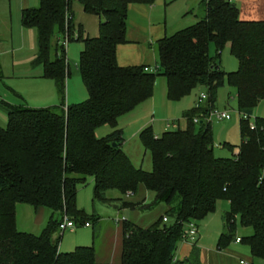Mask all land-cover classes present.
<instances>
[{
	"label": "trees",
	"instance_id": "1",
	"mask_svg": "<svg viewBox=\"0 0 264 264\" xmlns=\"http://www.w3.org/2000/svg\"><path fill=\"white\" fill-rule=\"evenodd\" d=\"M72 1L39 0L37 7L21 13L22 27L37 32L31 66H41L42 77L55 83L60 103L38 109L7 107V124L0 127V264H99L92 246L59 252L61 219L53 217L58 213L88 223L76 209L78 187L87 178L93 179L94 202L108 203L110 191L123 196L143 186L154 194L147 210L156 204L168 207L166 222L160 218L148 228L121 223L119 264H195L174 260L185 225L205 219L221 201L228 211L222 216L217 248L235 240L239 223L252 230L240 244L249 248L254 262H264V120L255 118V130H250L249 120H240V144L232 158L215 157L211 123L202 120L214 108V93L224 79L235 89L239 113L251 116L264 100V21H241L230 0H205L201 19L155 43L156 64L146 72L142 66L119 67L116 48L126 44L128 6H152L156 0H76L100 21L98 37L84 40L80 31L73 37ZM65 35L83 44L78 68L87 99L72 106L64 103L67 60L59 42ZM227 45L238 62L230 73L219 64ZM158 77L166 80L169 102L180 101L197 86H207L210 94L206 104H196L186 114L184 130L159 137L150 127L140 132L139 141L151 158L152 169L146 172L122 151L125 139L117 122L152 98ZM194 118L200 119L198 130ZM102 126L112 132L96 138ZM19 204L51 211L39 235L17 231ZM132 205L125 201L124 208Z\"/></svg>",
	"mask_w": 264,
	"mask_h": 264
},
{
	"label": "crops",
	"instance_id": "2",
	"mask_svg": "<svg viewBox=\"0 0 264 264\" xmlns=\"http://www.w3.org/2000/svg\"><path fill=\"white\" fill-rule=\"evenodd\" d=\"M182 1L185 0H156L152 6L140 5V4H131L128 6L126 31H125L126 44L119 45L116 48V62L119 67L142 66L148 68L149 70L154 69V66L156 64V56L153 47L155 43L165 37L171 36L174 33L184 29V28L180 29L178 27L180 26L181 23L180 21L183 17L182 14L186 11V9L183 8V5H176V4H181L180 2ZM10 3L11 0H0V12H2V16L0 15V20H4L3 18H5V24H6L5 32H7L4 40L0 35V46L2 44L3 45L6 44V48L3 51L0 50V81L5 78L4 71L6 66L3 58L7 57L10 59V63L8 64L14 73V77L16 73L18 79L21 80L25 79V81L23 80V82H26L25 84H27V86L30 87L29 94L33 98L30 99L32 100V102L26 100V103L25 102L16 103L15 101L12 100H7L8 102H5L0 98V102H1L0 108L6 111L7 107L49 108L48 105H56V104L59 105L60 99L57 94L55 83L52 80L44 79L42 77L43 69L41 66H38L41 67V69L40 68L38 69V67L34 68L31 66V62L37 50V41H36L37 32L33 28H23L20 22L22 11L28 8L37 7V5L39 4V0H17V8H16L17 18H15L16 20L14 22L11 17L12 13H11ZM195 4L196 1L191 0L192 10L196 9ZM69 15L74 33L78 34V32L80 31L81 38L83 40L93 39L98 37L99 22H100L99 18L94 15L86 14L83 10V6L78 1L74 0L71 2L69 8ZM201 15L202 16L200 17L202 18L204 16V12L203 13L201 12ZM197 19L198 18L196 17L193 19V21L197 22L198 21ZM239 19L241 21H264V10L262 12L261 11L257 12L255 10H250V11L245 10L242 12L239 10ZM196 22L193 23L195 24ZM59 38L60 37H58V39ZM72 42L79 44V51L81 52L83 49L82 42L77 40H74ZM65 55H66V49H65ZM34 69H37V71L34 72ZM158 78L160 79V83L158 84L162 98L161 102L159 101L158 104L155 98L154 92L156 93V86L154 84L152 98L137 106L130 113L120 117L117 122V128L123 132L125 139L123 145L121 146V149L129 158L130 162L135 168H138L137 165H140V168L138 169H142V165H143L142 152L140 147H138V145L136 144V141L140 142L139 141L140 132L145 128L150 127L153 131V134L156 137H159L156 134L155 122L154 121L152 122V120L150 121L149 116L150 115L152 116L154 113L159 112V110H161L163 112L162 114L160 113L161 111L159 112V114H161L160 119H166V117L168 116L172 117L168 112H173L174 110H176V107L173 108V107H169V105H166L165 103L167 102L166 80L163 77H158ZM74 102L77 101H73V103ZM50 107H55V106H50ZM194 107L192 104L185 106L184 109L180 108L182 117L185 121H186L185 119L186 114L189 111H191ZM160 119H158L157 121H160ZM229 121H231V119ZM172 127L174 128V130L179 129V126L175 124H173ZM166 131L169 130L167 129ZM236 147L233 148L234 151L233 156L237 153ZM144 154H146V151H144ZM146 172L148 171L146 170ZM108 199L110 201L108 203H103V204L111 205L114 207L115 210H116L115 206L118 203L117 200L120 199H124L127 202L133 204L134 206H137L136 208L130 210L126 208L123 210H118V211L116 210L117 212L116 214H118L117 218L121 219L122 217L119 214H123L124 211H131L133 213L137 212V210L139 211V209L140 211H147V208L145 207L152 204L154 200V194L147 192L143 186H139L137 191L132 196H125V195L122 196L118 192H116V194L113 195V197ZM156 205H159L161 207L158 208L159 211L157 214V218L152 224H154L160 218L166 217L165 214L168 210V207L163 204H156ZM51 216L52 215H50V217ZM220 220H221L220 230L218 231L216 229H214L215 231L213 230L214 243L211 242L209 244H204L203 242L204 233H202L201 230L195 245H189L184 242L180 243V245L178 246L179 248L177 247V250L175 252L174 260L179 262H185L190 260L195 264H240V261L244 260L249 264H264V262L255 263L253 258L251 257L249 248L246 247V250L241 249L239 247V245H241L240 243L234 242L233 247H230L231 245L230 244L227 248L218 249L217 248L218 239L221 233L223 232V220L222 218ZM127 221L135 224L131 220H127ZM115 224H116L115 227H112V225L109 224L106 225V227L101 223L98 224L99 227L97 228L98 231L96 230V233L98 232V236H96L95 232L93 233L94 227L93 226L91 227L90 225V227L92 228V236L94 239L96 237L99 238L100 235L101 238L103 237V235L108 238V242L105 244V246H103L101 242L100 244L96 245L95 242H93V239L91 238L92 242L90 246L94 248L95 260L99 264L120 263L121 247H122V226L120 223H115ZM135 225L138 226L137 224ZM205 226H208L207 223H205ZM90 227L89 228L83 227V228L87 231L88 229H90ZM75 232L76 229L70 233L73 234ZM87 243H88V238H83L75 241L73 245L76 246L75 248L81 246L88 247L89 244ZM194 247L196 248L195 255L193 253ZM59 252L61 251L59 250Z\"/></svg>",
	"mask_w": 264,
	"mask_h": 264
},
{
	"label": "rangeland",
	"instance_id": "3",
	"mask_svg": "<svg viewBox=\"0 0 264 264\" xmlns=\"http://www.w3.org/2000/svg\"><path fill=\"white\" fill-rule=\"evenodd\" d=\"M196 1V9L191 8V0H185L180 2L181 4L176 5H183V8L186 9V11L182 14V19L180 26L178 28L182 29L188 26H191L194 24L193 21L194 18H198L199 20L202 16L201 12H204L205 9V0H195ZM233 4L237 6V8L240 11H250L255 10L257 12H262L264 10V0H230ZM249 1V2H247ZM11 6V17L13 22L17 18V0H11L10 3ZM38 6V5H37ZM0 15L2 16V12H0ZM4 20H0V35L4 38L6 37L5 28V18ZM3 22V23H2ZM191 24V25H190ZM81 47V46H80ZM6 48L5 45L0 46V50H4ZM209 53L211 56L215 55V49L213 45H210ZM79 44L74 43L72 41L69 42L68 46L66 47V60H67V78L65 81V105L66 106H72L78 103H82L87 99V92L82 84L80 71L78 68L79 64ZM5 62V71H4V79L0 81V98L4 100L5 102H8L7 100H12L17 102H25L26 100H29L32 102L33 97L29 94L30 87L25 84V79H18L15 73L11 70L9 67L10 59L7 57L3 58ZM219 64L220 68L225 73H230L233 71H236L238 69V62L237 60L231 55L229 46H225L223 50L220 52L219 56ZM41 69V67H38V69ZM37 71V69H34V72ZM32 83V82H31ZM160 79L158 78L155 80V86H156V93L154 92L155 98L157 100V103L159 104V101L161 102V93L159 84ZM158 85V86H157ZM210 94L209 88L207 86H197L194 88L188 96L182 98L178 102H165L166 105H169V107H176V110L173 112H168L172 117L168 116L166 119H160L161 114L163 111L159 110V112L154 113L152 116H149V120L152 122H155L156 126V134L157 136H161L164 131L168 130H174L172 127L173 124L178 125L179 129L184 130L186 128V121L182 117V113L180 111V108L184 109L187 105H192L193 107L196 106L198 103V99L201 95H204L208 97ZM6 96V98H5ZM215 102H214V109L217 111H226L230 114L231 121L227 122H212L211 123V132H212V141H213V152L215 157L217 158H232L234 151H230L227 147H224V145L229 146H238L240 143V134H239V122H240V116L237 109L236 104V93L235 89L231 87L227 80L224 79L223 86L218 88L215 93ZM70 99V101H69ZM73 101H77L74 102ZM1 103V102H0ZM20 104V103H19ZM202 104H206V101H204ZM58 105V104H56ZM56 105H48L50 106H56ZM202 107V105H201ZM46 108V107H42ZM38 109V108H33ZM7 108L6 111L2 110L0 108V127L6 126L7 122ZM165 116V115H162ZM252 117L253 118H259L264 120V100L259 102L257 106L252 110ZM160 119V121H157ZM166 120V121H165ZM168 124V125H167ZM170 126V127H168ZM196 130H198L199 126H195ZM111 133V128L108 126H102L98 128L95 131L96 138H103L107 134ZM126 135V134H125ZM127 136V135H126ZM136 144L138 147H140L142 152V170L150 172L152 169L151 165V158L150 154L146 152L144 154V148H142L140 142L136 141ZM141 160V157H140ZM136 166V165H135ZM138 168H140V165H137ZM148 166V167H147ZM147 168V169H146ZM116 192L112 191L107 194L108 198L113 197ZM127 196V194L125 195ZM93 181L92 178H87L85 183L78 187V193L76 196V209L80 212H82V215L85 220L88 221V223L91 225V227H94L93 233H96V230L98 227V224H102L106 227V225H112V227H115L116 224L114 223V220L118 217V214H116V210H123L125 209V201L124 199L121 200V202H118L116 207V210L113 206L108 204H103L101 202H94L93 201ZM176 200L173 202V206L175 205ZM137 206L132 205V207L127 208L128 210L134 209ZM161 207L159 205L153 206L150 210L147 211H139L133 213L131 211H124L123 214H119L124 220H131L138 226L142 228H148L151 226V224L156 220L157 214H158V208ZM145 208H148L145 207ZM228 211V204L224 201H221L217 203L215 211L208 215L205 219L201 221L193 222L198 230L199 233L202 230V233H204L203 242L204 244L214 243V229L217 231L220 230V222L222 216ZM51 215V211L48 209H34L28 205L19 204L16 208V229L19 232L29 233L33 235H39L41 231L46 226L48 219ZM168 216V214H165ZM54 219L60 220L62 218V215L55 214L53 215ZM205 223H207L208 226H205ZM101 225V226H102ZM76 232L70 233L69 231L61 233L58 232V235H61V239L59 242V250L61 252H71L76 247L74 244L75 241L83 238H88L89 246L91 245L92 239L95 244H101L105 246V244L108 242V238L103 235V237H96L95 239L92 236V228L88 229L87 231L81 226V224L77 223ZM105 230V229H104ZM214 230V231H213ZM98 231V230H97ZM107 231V230H106ZM88 232V233H87ZM105 234V233H103ZM252 234V230L248 228V230H244L240 227L239 223H237V228L234 233L235 238H242L246 237ZM96 236H98V232L96 233ZM92 238V239H91ZM181 243V242H180ZM178 243L177 247L180 245ZM73 246V248H72ZM234 246V241L231 243L230 247ZM239 247L243 250H246L245 245L241 244ZM179 248V247H178ZM250 257V254H249ZM257 263V262H255Z\"/></svg>",
	"mask_w": 264,
	"mask_h": 264
},
{
	"label": "built area",
	"instance_id": "4",
	"mask_svg": "<svg viewBox=\"0 0 264 264\" xmlns=\"http://www.w3.org/2000/svg\"><path fill=\"white\" fill-rule=\"evenodd\" d=\"M74 38H77V34L74 33L73 35ZM70 42L69 38L65 35L64 38H62L59 42V44L64 48L66 49V47L68 46V43ZM145 71L148 72V71H151L147 68H145ZM207 97L204 96V95H201L200 98L198 99V103H197V107L200 106L204 101H206ZM239 116H240V119H244V120H249V126H250V130H255V124H254V120L255 118H253L252 116L250 115H247V114H241L239 113ZM231 119L230 117V114L226 111H217L215 110L214 108L210 109L209 112H208V115L202 119L204 120V122H207V123H212V122H224V121H229ZM200 122V119L198 118H194L193 119V123L194 124H198ZM133 194L130 192V193H127V196H132ZM124 221L123 218H116L114 220L115 223H122ZM166 218H163V222H166ZM81 226H83L84 228H89L90 225L89 223H82ZM77 228V223H75L72 219L66 217V216H63L60 220V223H59V226H58V231L61 232V233H64V232H72L74 231L75 229ZM198 236H199V231H198V228L197 226L193 223V222H189L185 225V228H184V233L181 237V242H184V243H187L189 245H195L197 239H198ZM240 238H235L234 242L235 243H240ZM240 264H249L248 262L244 261V260H241L240 261Z\"/></svg>",
	"mask_w": 264,
	"mask_h": 264
}]
</instances>
